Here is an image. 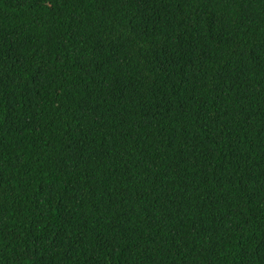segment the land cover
<instances>
[{
	"label": "trees",
	"instance_id": "1",
	"mask_svg": "<svg viewBox=\"0 0 264 264\" xmlns=\"http://www.w3.org/2000/svg\"><path fill=\"white\" fill-rule=\"evenodd\" d=\"M0 264H264V0H0Z\"/></svg>",
	"mask_w": 264,
	"mask_h": 264
}]
</instances>
